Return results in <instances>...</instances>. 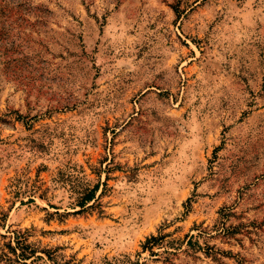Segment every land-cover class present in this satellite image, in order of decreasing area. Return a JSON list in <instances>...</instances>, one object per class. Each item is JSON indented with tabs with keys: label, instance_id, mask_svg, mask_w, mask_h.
I'll list each match as a JSON object with an SVG mask.
<instances>
[{
	"label": "rangeland",
	"instance_id": "rangeland-1",
	"mask_svg": "<svg viewBox=\"0 0 264 264\" xmlns=\"http://www.w3.org/2000/svg\"><path fill=\"white\" fill-rule=\"evenodd\" d=\"M17 239L264 264V0H0V264Z\"/></svg>",
	"mask_w": 264,
	"mask_h": 264
},
{
	"label": "trees",
	"instance_id": "trees-1",
	"mask_svg": "<svg viewBox=\"0 0 264 264\" xmlns=\"http://www.w3.org/2000/svg\"><path fill=\"white\" fill-rule=\"evenodd\" d=\"M98 191H99L98 185H96L92 189H87L84 192L83 196L78 201V206L81 208V210L76 213H80L81 211H85L88 208H92L93 206H88V205L92 202L98 201V198L96 197ZM156 239L157 238L154 236L151 237V239L147 241V244H149L151 241H155ZM190 243H191L190 245L192 246L191 241ZM8 248L10 249V253L15 256L16 258V260H14L15 262L26 264L25 263L26 261L31 260L32 258L35 257L34 251L30 250V248L28 247H24L22 242L19 239H17L16 241V246L9 245ZM3 255L5 257L8 256L7 254H3ZM9 260H12V259L9 258Z\"/></svg>",
	"mask_w": 264,
	"mask_h": 264
}]
</instances>
